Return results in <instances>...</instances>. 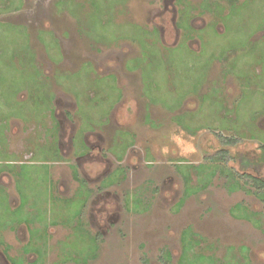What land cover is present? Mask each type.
<instances>
[{"label":"rangeland","instance_id":"374dc122","mask_svg":"<svg viewBox=\"0 0 264 264\" xmlns=\"http://www.w3.org/2000/svg\"><path fill=\"white\" fill-rule=\"evenodd\" d=\"M263 145L264 0H0L1 264H264Z\"/></svg>","mask_w":264,"mask_h":264},{"label":"flooded vegetation","instance_id":"af4514ba","mask_svg":"<svg viewBox=\"0 0 264 264\" xmlns=\"http://www.w3.org/2000/svg\"><path fill=\"white\" fill-rule=\"evenodd\" d=\"M169 3H170V2H169ZM83 144H84V146H85L86 148H88V149H89V147H88V144H87V141H86V140H84V141H83ZM86 157H87V155H84V156H82L81 158H79L78 160H80V159H82V160H83V159H85ZM1 173H2V172H1ZM2 174H3V173H2ZM5 174H6V175H10V176H11V174H10V173H9V174L5 173ZM5 174H4V175H5ZM4 175H3V177H4ZM3 177H2V176H0V184H1V186H0V187L4 186V187H7V188H8V186H6L7 184H6V183H3L4 181H2V178H3ZM16 178H17V177H16ZM11 180H13V182H14V179H13V178H11ZM7 194H8V195H10V193H9V192H8ZM10 197H11V198H10ZM13 197H14V196H9V198H10V199H13ZM18 198H19V201H18V202H19V206L21 207V206L23 205V203L21 202V200H22V199H21V196L19 195V197H18ZM10 203L12 204V208H13V206H14V205H13V203H12V201H11V200H10ZM14 207H15V206H14ZM23 207H24V206H22V207H21V208H19V209H23ZM12 211H13V213H12V214H14V215H15V213H16V214H19V215L22 213L21 215H23V211H20V212H19V210H18V209H17V210H16V209H12ZM110 221H111V219H109V222H110ZM99 235H100V234L98 233V235H97V236L99 237ZM100 237H101V235H100ZM22 240H24V239H22ZM0 264H1V263H0Z\"/></svg>","mask_w":264,"mask_h":264},{"label":"trees","instance_id":"16d2710c","mask_svg":"<svg viewBox=\"0 0 264 264\" xmlns=\"http://www.w3.org/2000/svg\"><path fill=\"white\" fill-rule=\"evenodd\" d=\"M229 144L232 143V140H228ZM261 150V154H262V165H264V145L260 147ZM245 164L246 166L251 167L252 166V162L251 161H247L245 160ZM260 168V165L259 167ZM253 182L256 184V186H258V188L264 189V179H260V178H254ZM171 259V258H170Z\"/></svg>","mask_w":264,"mask_h":264},{"label":"crops","instance_id":"0c3cea01","mask_svg":"<svg viewBox=\"0 0 264 264\" xmlns=\"http://www.w3.org/2000/svg\"><path fill=\"white\" fill-rule=\"evenodd\" d=\"M22 216H24V215H22ZM23 218V217H22ZM34 218V217H33ZM22 220V219H21ZM23 220L24 221H29L30 220V218L28 217V218H26V216L23 218ZM34 220H35V218H34ZM31 221V220H30ZM37 221V219L34 221V222H36ZM45 230H46V228H45ZM41 231L43 232V235L41 236ZM30 233H29V235H30V237H32V236H36L37 238H44L45 237V235H46V232L44 231V230H41V229H35V230H31V231H29ZM41 242L42 243H44L43 242V239L41 240ZM38 243H40V240H39V242ZM7 245H8V243H7Z\"/></svg>","mask_w":264,"mask_h":264}]
</instances>
